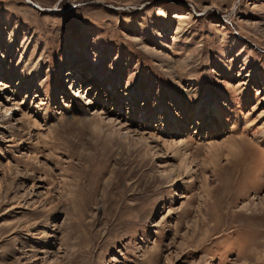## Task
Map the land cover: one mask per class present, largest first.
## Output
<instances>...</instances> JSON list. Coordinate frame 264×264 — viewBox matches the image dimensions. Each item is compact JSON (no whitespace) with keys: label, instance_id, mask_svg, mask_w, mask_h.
<instances>
[{"label":"rangeland","instance_id":"rangeland-1","mask_svg":"<svg viewBox=\"0 0 264 264\" xmlns=\"http://www.w3.org/2000/svg\"><path fill=\"white\" fill-rule=\"evenodd\" d=\"M263 141L264 0H0V264H264Z\"/></svg>","mask_w":264,"mask_h":264},{"label":"bare ground","instance_id":"bare-ground-1","mask_svg":"<svg viewBox=\"0 0 264 264\" xmlns=\"http://www.w3.org/2000/svg\"><path fill=\"white\" fill-rule=\"evenodd\" d=\"M218 109H219V111H217L218 114H219L222 118H226L224 112L222 111V109H221L220 107H218ZM242 139H243V138H242ZM263 142H264V141H263ZM253 219H254V218H253Z\"/></svg>","mask_w":264,"mask_h":264}]
</instances>
